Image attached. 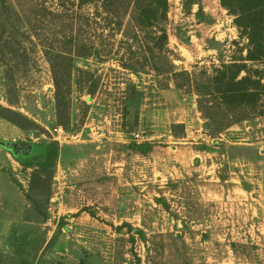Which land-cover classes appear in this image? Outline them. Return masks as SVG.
Wrapping results in <instances>:
<instances>
[{
	"label": "rangeland",
	"instance_id": "374dc122",
	"mask_svg": "<svg viewBox=\"0 0 264 264\" xmlns=\"http://www.w3.org/2000/svg\"><path fill=\"white\" fill-rule=\"evenodd\" d=\"M9 1L21 28L36 17L35 1L62 10V0ZM78 4L68 0L64 17L38 22L39 37L18 36L27 67L20 55L0 64L8 110L0 109V141L59 148L46 184L0 148V264H264V116L213 134L194 92L149 68L124 70L121 55L76 60L58 108L43 47L62 26L77 17L75 29L83 25L105 50L126 49L101 20L100 3ZM169 7L167 48L178 72L212 74L246 56L247 37L221 0ZM134 143L153 149L143 155Z\"/></svg>",
	"mask_w": 264,
	"mask_h": 264
},
{
	"label": "trees",
	"instance_id": "16d2710c",
	"mask_svg": "<svg viewBox=\"0 0 264 264\" xmlns=\"http://www.w3.org/2000/svg\"><path fill=\"white\" fill-rule=\"evenodd\" d=\"M97 3L101 5L100 15H105L101 16V20L113 25V36H121L120 42L126 46L125 52L114 54L112 49L105 50L103 45H98L91 37L87 38V30H83L81 23L75 29V22L77 24L79 21L77 17L69 20L71 22L68 25L61 27L56 40L45 43L43 47L54 76L58 108L68 86L63 83L71 78L76 60L94 59L98 63H104L113 56L117 58L121 55L117 61L124 70L137 74L144 73L149 68L159 76L170 75L177 89L194 92L198 97V110L206 121L204 128L213 134H220L242 122L264 116V70L248 65L264 64V0H221V4L236 16L237 26L247 37V54L239 59L235 58L229 64L223 63L214 68L212 74L203 70L201 75L187 71L178 72L174 60L169 56V0H79L78 6ZM67 6L68 0H62V10L54 12L35 1L33 7L36 17L29 21V28H21L19 18L15 21L11 15L17 12L10 1L0 0V64L5 63L7 55H20L24 60L22 65L27 67V51L18 36L27 40L31 35L39 37L41 28L36 24L45 19L64 17ZM128 15L129 20L124 27V18ZM85 23L87 29L90 24L87 21ZM172 33L177 36V29L174 28ZM95 36L101 37L96 33ZM8 61L16 63L11 58ZM11 81L15 82V78L12 77ZM88 91H92L91 87ZM0 109L3 112L8 111L1 107ZM131 147L143 155L153 149L149 143H134ZM0 148L26 169L37 168V176L41 177L39 184H46L43 178L51 181L52 169L59 157L57 143L0 141ZM37 176L34 175L32 180L33 189L39 186L36 184ZM47 193L48 202L49 187Z\"/></svg>",
	"mask_w": 264,
	"mask_h": 264
},
{
	"label": "built area",
	"instance_id": "2783aa9c",
	"mask_svg": "<svg viewBox=\"0 0 264 264\" xmlns=\"http://www.w3.org/2000/svg\"><path fill=\"white\" fill-rule=\"evenodd\" d=\"M136 139L140 140L141 136L140 135H135Z\"/></svg>",
	"mask_w": 264,
	"mask_h": 264
}]
</instances>
